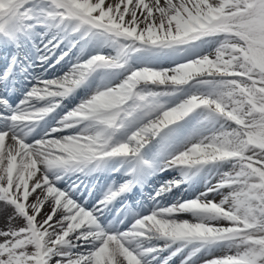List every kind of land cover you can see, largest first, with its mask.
<instances>
[{"label":"snow or ice","instance_id":"obj_1","mask_svg":"<svg viewBox=\"0 0 264 264\" xmlns=\"http://www.w3.org/2000/svg\"><path fill=\"white\" fill-rule=\"evenodd\" d=\"M0 53V264H264V0H0Z\"/></svg>","mask_w":264,"mask_h":264},{"label":"bare ground","instance_id":"obj_2","mask_svg":"<svg viewBox=\"0 0 264 264\" xmlns=\"http://www.w3.org/2000/svg\"><path fill=\"white\" fill-rule=\"evenodd\" d=\"M38 71H39V70H38ZM54 74H56L55 70H54L52 73H50L49 75H54ZM166 175H168L169 179H171L173 174H171V173H166ZM217 199H219V197H217ZM185 218H190V217H188V216H186V215L181 216V219H185Z\"/></svg>","mask_w":264,"mask_h":264}]
</instances>
